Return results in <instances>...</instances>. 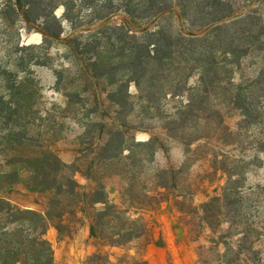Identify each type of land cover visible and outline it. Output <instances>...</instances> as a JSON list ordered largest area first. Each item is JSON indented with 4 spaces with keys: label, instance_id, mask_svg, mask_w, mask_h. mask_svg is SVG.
I'll list each match as a JSON object with an SVG mask.
<instances>
[{
    "label": "rangeland",
    "instance_id": "1",
    "mask_svg": "<svg viewBox=\"0 0 264 264\" xmlns=\"http://www.w3.org/2000/svg\"><path fill=\"white\" fill-rule=\"evenodd\" d=\"M2 98L15 107L0 113V174L21 181L0 195L14 205L46 211L19 160L53 151L83 190L102 183L147 222L150 244L129 251L146 264H264V0H0ZM46 238L53 264L128 252L88 224Z\"/></svg>",
    "mask_w": 264,
    "mask_h": 264
},
{
    "label": "trees",
    "instance_id": "2",
    "mask_svg": "<svg viewBox=\"0 0 264 264\" xmlns=\"http://www.w3.org/2000/svg\"><path fill=\"white\" fill-rule=\"evenodd\" d=\"M43 35L45 39L51 38ZM6 106L15 107V104L0 99V113ZM19 161L24 165L23 169L30 172L28 190L46 193L49 200L46 211L41 213L22 209L0 195V264H53L52 246L46 238L48 230L53 227L60 236L71 237L85 224L89 226L90 238L97 244L111 250L128 248V252L116 255L97 249L84 264H146L139 255H132L129 251L150 244L147 222L142 217H131L128 211L112 202L102 183L92 191L83 190L74 179L77 172L74 166L64 163L53 151L44 152L34 160ZM13 175L15 177L0 174V194L5 189L11 191L21 181L18 172ZM163 188L166 186H159V189ZM224 192L228 194L232 188L227 187ZM127 201L138 209L161 204L160 199L149 195L128 194ZM222 205L221 200L215 198L202 206L207 227L213 228L217 221L214 211ZM223 263L254 264L251 260L238 259L224 260Z\"/></svg>",
    "mask_w": 264,
    "mask_h": 264
}]
</instances>
